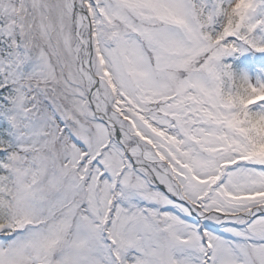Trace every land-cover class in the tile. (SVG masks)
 <instances>
[{"label":"snow or ice","instance_id":"6c2138e0","mask_svg":"<svg viewBox=\"0 0 264 264\" xmlns=\"http://www.w3.org/2000/svg\"><path fill=\"white\" fill-rule=\"evenodd\" d=\"M0 264H264V0H0Z\"/></svg>","mask_w":264,"mask_h":264}]
</instances>
